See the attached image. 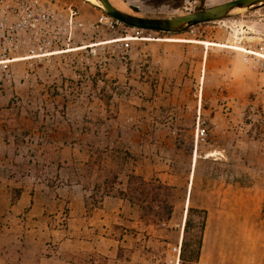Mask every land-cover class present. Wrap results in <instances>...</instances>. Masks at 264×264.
I'll use <instances>...</instances> for the list:
<instances>
[{"label": "rangeland", "instance_id": "374dc122", "mask_svg": "<svg viewBox=\"0 0 264 264\" xmlns=\"http://www.w3.org/2000/svg\"><path fill=\"white\" fill-rule=\"evenodd\" d=\"M76 1L58 0L53 9L67 15L72 6L82 28L57 16L37 38L5 41L0 31V62L29 58L33 50L46 55L0 64V264H67L90 256L97 264H105L100 257L108 264H175L187 204L209 213L206 259L212 250L213 264H259L264 7L182 35L144 32L126 50L124 41H114L135 31L97 29L102 12L85 0L82 10ZM110 1L132 15L166 19L234 0ZM8 19L12 25L17 17ZM38 38L51 44L40 51ZM11 44V51L4 48ZM85 47L91 49L76 50ZM107 147L131 154L122 182L135 174L175 189L169 223L147 225L137 207L114 198L87 211L85 164L94 149ZM96 175L95 169L92 185ZM18 189L24 193L13 205ZM227 233H241L243 247Z\"/></svg>", "mask_w": 264, "mask_h": 264}, {"label": "trees", "instance_id": "16d2710c", "mask_svg": "<svg viewBox=\"0 0 264 264\" xmlns=\"http://www.w3.org/2000/svg\"><path fill=\"white\" fill-rule=\"evenodd\" d=\"M138 16L136 14H133ZM162 34V33H161ZM166 35V34H165ZM132 159L128 151L120 149H94L85 164L83 189L89 195L85 198L87 211L99 209L106 198L120 199L137 207L140 212V221L153 226H162L169 223L175 213V189L162 183L158 179L145 180L135 174H130L125 182L120 180L124 166ZM104 162L111 163L115 169L106 170ZM97 171L96 182L91 184L89 177ZM51 188H54L51 186ZM14 197L11 203L16 204L22 197V189L13 190ZM209 220L207 210L187 209L186 221L183 228L181 242L180 264H200L205 234ZM122 249H119L118 260ZM96 256L79 260H69L68 264H97ZM105 264L108 258L100 257Z\"/></svg>", "mask_w": 264, "mask_h": 264}, {"label": "built area", "instance_id": "2783aa9c", "mask_svg": "<svg viewBox=\"0 0 264 264\" xmlns=\"http://www.w3.org/2000/svg\"><path fill=\"white\" fill-rule=\"evenodd\" d=\"M58 0H0V12L3 14L4 19L0 20V31L2 32L3 39L5 41H13L17 39L20 35L31 34L33 38H37L36 32L37 30L40 32H47L51 29V27L57 23V16L66 17L67 18V25L73 26L75 23L79 25L80 28L83 27L82 22H76L78 19V12L72 6L68 7L67 15L64 13H57L53 9V6L57 5ZM8 14H14L17 17L16 22L12 25H9ZM97 29L104 28L105 30L112 32V31H122L126 32L128 30H132L136 32V37H132L127 35L125 39L120 40L124 41L125 48L128 50L130 48L131 41L138 40V36L142 35L144 32H148L146 30L130 28L121 23L120 21L113 19L103 13L99 17L96 25L94 26ZM152 32V31H150ZM56 40V39H55ZM150 40V39H148ZM116 43V42H114ZM47 39L42 38L41 40H37L35 44V48H39L38 45H41L39 50L41 51L44 46L50 45ZM100 45V44H96ZM93 45L92 47H97ZM8 48V51L12 50L13 45L11 46H4V48ZM16 49V48H15ZM80 50L83 49H91V47L85 48H78ZM77 50V49H76ZM70 50L61 52V53H68ZM36 50L32 51L33 56L29 57L30 59L44 57L46 55H36ZM57 53H53L50 55H55ZM206 130H198L197 133V140L204 142L206 140ZM178 256L180 260V253H181V245L178 249Z\"/></svg>", "mask_w": 264, "mask_h": 264}, {"label": "water", "instance_id": "95a60500", "mask_svg": "<svg viewBox=\"0 0 264 264\" xmlns=\"http://www.w3.org/2000/svg\"><path fill=\"white\" fill-rule=\"evenodd\" d=\"M85 1L127 27L170 36L182 35L199 25L230 20L264 7V0H234L181 17L157 19L135 16L121 11L110 0H95L98 4Z\"/></svg>", "mask_w": 264, "mask_h": 264}, {"label": "crops", "instance_id": "0c3cea01", "mask_svg": "<svg viewBox=\"0 0 264 264\" xmlns=\"http://www.w3.org/2000/svg\"><path fill=\"white\" fill-rule=\"evenodd\" d=\"M76 3H77V5H78V7L80 9L87 10L86 3H84L83 1L77 0ZM189 207L190 206L187 204L186 205V208L184 209V214H183V219H182V226H181V229H182L181 230V242H182V237H183V228H184V224H185L186 216H187V209H189ZM208 222H209V220H208ZM207 230H208V225H207ZM207 230H206V234H207ZM206 234H205V239H204V244H203V250H202L200 264L202 263V259H203V262H205L206 264H213V261L214 260H213L212 250L210 251V254H209L208 258L206 259V255H207L208 250H209L208 241H206ZM224 238H228L227 240H231V241L237 240L238 243H239V248L240 247L241 248L243 247L241 243L245 240L244 236L241 233H238V234H235V233H227L224 236ZM220 239H222V236H221ZM239 252L241 253L242 250H239ZM205 259H206V261H205ZM238 259L241 262L243 261V257L241 255L238 257ZM229 262H231V261H228L227 264H232V262L231 263H229ZM175 264H180V260H179V256L178 255H176ZM259 264H264V255H262L259 258Z\"/></svg>", "mask_w": 264, "mask_h": 264}, {"label": "bare ground", "instance_id": "6f19581e", "mask_svg": "<svg viewBox=\"0 0 264 264\" xmlns=\"http://www.w3.org/2000/svg\"><path fill=\"white\" fill-rule=\"evenodd\" d=\"M89 2H91V3H94V4H98L95 0H88ZM146 40H148V39H146ZM167 41H169V40H166V42ZM170 41H175V40H170ZM114 42H120V40H115ZM176 42H178V40L176 41ZM100 45H102V44H100ZM207 46H214L215 44H206ZM96 46H99V45H96ZM235 49H237V48H235ZM77 50H80V49H77ZM237 50H239V49H237ZM241 52H244V53H246V54H249V55H260V54H256V53H254V52H252V51H247V50H240ZM261 57V56H260ZM263 58H264V56H262ZM27 59H30V58H25V59H15V60H13V61H6V62H0V64H4V63H10V62H18V61H23V60H27ZM177 255H178V251H177Z\"/></svg>", "mask_w": 264, "mask_h": 264}]
</instances>
